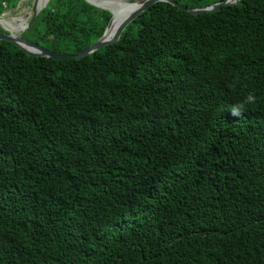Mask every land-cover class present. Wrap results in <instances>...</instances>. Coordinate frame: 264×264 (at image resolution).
Wrapping results in <instances>:
<instances>
[{
    "label": "trees",
    "instance_id": "1",
    "mask_svg": "<svg viewBox=\"0 0 264 264\" xmlns=\"http://www.w3.org/2000/svg\"><path fill=\"white\" fill-rule=\"evenodd\" d=\"M110 18L50 0L33 42ZM0 264H264V0L0 42Z\"/></svg>",
    "mask_w": 264,
    "mask_h": 264
},
{
    "label": "water",
    "instance_id": "2",
    "mask_svg": "<svg viewBox=\"0 0 264 264\" xmlns=\"http://www.w3.org/2000/svg\"><path fill=\"white\" fill-rule=\"evenodd\" d=\"M49 1L50 0H46L47 3L42 8H37L36 5L34 4L33 16H32L31 20H34L36 18L38 13L40 11H42L47 6ZM84 1L87 2L88 4H90L91 6H94L96 8H99V9H102L105 11H108L111 14V18H110L102 36L94 44H92L89 48L80 52L77 55L68 56V55H59V54L52 53L51 51L44 49L41 46H39L33 42H29L27 40H24L22 38V34H18V35L11 34V35H6V36L0 35V41H4V42H7V43L13 45L17 49H19L20 51L25 53L27 56H31V57H39V58H46V59L59 60V61L60 60H70V59L79 60V59H82L84 57H87V56L95 53L96 51H98L100 49L106 48L108 46H111V45L117 43L121 37L122 32L125 30V28L133 20H135L139 15H141L148 8H150L151 6H153L157 3L170 4L176 8L181 9L182 11H185V12L191 14V15H199V14H203V13L215 12V11L221 9V7L236 5L238 2H240V0H224L221 3H216V4L209 5V6L201 7V8L185 9L182 6H180L178 3L174 2L173 0H140V1H136V2H126L125 1L128 6L136 5L137 7H135V9L128 16H126L123 20H121L117 24L115 29H112L113 28V14L110 11V9H108L106 6L95 4L90 0H84ZM24 29H22V31H24ZM112 30H113L112 36L110 38H107Z\"/></svg>",
    "mask_w": 264,
    "mask_h": 264
},
{
    "label": "rangeland",
    "instance_id": "3",
    "mask_svg": "<svg viewBox=\"0 0 264 264\" xmlns=\"http://www.w3.org/2000/svg\"><path fill=\"white\" fill-rule=\"evenodd\" d=\"M99 1V0H96ZM130 2L131 0H123ZM137 0L133 1L136 2ZM180 4H184L187 0H178ZM200 2H206L210 0H199ZM35 0H0V35H18L22 34V38L29 42L35 41V36L41 31V25L32 19L33 6ZM212 5V4H211ZM24 23V31L19 28ZM8 22V24L4 23ZM4 42V41H0ZM34 43V42H33Z\"/></svg>",
    "mask_w": 264,
    "mask_h": 264
},
{
    "label": "bare ground",
    "instance_id": "4",
    "mask_svg": "<svg viewBox=\"0 0 264 264\" xmlns=\"http://www.w3.org/2000/svg\"><path fill=\"white\" fill-rule=\"evenodd\" d=\"M95 4L106 6L113 14V28L117 26V24L123 20L126 16H128L134 9L137 7L134 6H128L125 1L123 0H90ZM46 0H35V5L37 8H42L44 5H46ZM48 5V4H47ZM47 7V6H46ZM8 24V22H4ZM24 21L22 20V24L19 26L20 29L24 28ZM113 30L108 35L107 38H110L112 36Z\"/></svg>",
    "mask_w": 264,
    "mask_h": 264
},
{
    "label": "clouds",
    "instance_id": "5",
    "mask_svg": "<svg viewBox=\"0 0 264 264\" xmlns=\"http://www.w3.org/2000/svg\"><path fill=\"white\" fill-rule=\"evenodd\" d=\"M255 101V95L250 92L247 96L243 97L242 100L233 103L229 108L234 116H239L242 111L246 110L247 105L253 104Z\"/></svg>",
    "mask_w": 264,
    "mask_h": 264
}]
</instances>
